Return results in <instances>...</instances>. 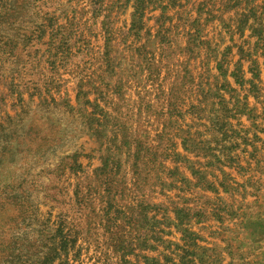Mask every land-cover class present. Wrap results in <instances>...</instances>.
Masks as SVG:
<instances>
[{
	"label": "rangeland",
	"instance_id": "rangeland-1",
	"mask_svg": "<svg viewBox=\"0 0 264 264\" xmlns=\"http://www.w3.org/2000/svg\"><path fill=\"white\" fill-rule=\"evenodd\" d=\"M5 187L24 264H264V0H0Z\"/></svg>",
	"mask_w": 264,
	"mask_h": 264
},
{
	"label": "trees",
	"instance_id": "trees-1",
	"mask_svg": "<svg viewBox=\"0 0 264 264\" xmlns=\"http://www.w3.org/2000/svg\"><path fill=\"white\" fill-rule=\"evenodd\" d=\"M6 189L8 187H5L0 195V264H24V261H28L22 249L24 244L27 245L26 250L31 260L37 259L40 252L33 253L28 249L31 243H24L23 240H28L19 230L28 223L29 215L26 217L25 208L18 207L17 201H21L18 192L13 191V188L9 192ZM52 260L54 257L50 258L49 263ZM44 261L42 264L46 263V258Z\"/></svg>",
	"mask_w": 264,
	"mask_h": 264
}]
</instances>
